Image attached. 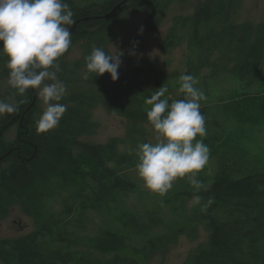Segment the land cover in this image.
Wrapping results in <instances>:
<instances>
[{"label":"trees","instance_id":"obj_1","mask_svg":"<svg viewBox=\"0 0 264 264\" xmlns=\"http://www.w3.org/2000/svg\"><path fill=\"white\" fill-rule=\"evenodd\" d=\"M121 1L66 0L72 6L75 23L70 26L71 29L74 26L71 47L58 60L57 76L71 90L60 101L67 105V110L55 129L36 133L38 97L35 90L29 89L20 97L10 89L1 99L18 104V109L14 114L0 117V207L5 200L29 211L44 198V192L37 189L40 183L57 179L60 187L68 188L71 181L84 178L86 173L87 178L79 182L88 188L80 192V196L98 194L97 199L101 200L114 191L135 189L136 183L130 177L137 163L135 153L121 152L118 137L101 144L80 140V137L89 131L90 110L99 103L129 120L147 119L145 99L156 91L152 88L159 86L161 79H145L139 66L134 70L118 68L119 77L115 81L107 72L99 76L93 74L85 80L82 78L84 57L93 47L109 53L107 45L114 38V21L122 14L147 8V23L155 27L174 0H126L113 10ZM232 3L233 0H205L197 3L193 16L175 17L177 23L188 20L194 23L183 74L195 76L199 81L197 87L207 97L201 102V112L208 130L212 131L206 141L217 148L210 154L216 153L219 157L218 170L207 190L201 191L206 202L209 198L213 201L203 211L209 230L208 241L189 256L185 264H264V169H251L245 175L234 176L241 173L240 165L230 164L229 148L240 146L245 133L232 131L228 125L219 123L218 118V111H227L241 115L237 121L245 123L249 130L253 126H264V74H260L264 65V23L230 22ZM182 36L171 27L161 48L166 51L179 44ZM75 45H79L82 59L66 62L64 58ZM5 60L6 57L0 59V65ZM215 60L218 64L212 72L202 73ZM224 71L235 74L238 79L228 85L230 87L221 83L222 93L211 101L213 80L209 77L219 76ZM0 77L7 78L4 65ZM170 98L182 99L183 94L178 92ZM133 127L132 123L128 124V131ZM12 128L16 133L10 139L7 132ZM225 147L226 151L221 149ZM73 199L76 200L75 195ZM88 204L90 202L85 200L79 203L73 221L83 222L82 208ZM217 211L220 214L215 215ZM38 225V229L27 236L0 242V264H140L118 250L105 251L100 256L79 251L74 241L62 234L61 227L52 228L43 221ZM121 225L136 231L142 227L133 212L124 215ZM156 239L166 240L161 235Z\"/></svg>","mask_w":264,"mask_h":264},{"label":"rangeland","instance_id":"obj_2","mask_svg":"<svg viewBox=\"0 0 264 264\" xmlns=\"http://www.w3.org/2000/svg\"><path fill=\"white\" fill-rule=\"evenodd\" d=\"M202 1L205 0L172 1L166 16L155 27H150L147 23L149 14L147 8L137 13H124L119 16L114 21L112 29L114 38L107 45L109 53L116 50L121 53L119 68L134 70L141 66L140 71L145 79L148 77L161 79V84L154 86L153 90H158L163 84L168 88L167 97L178 93L179 77L187 68V58L191 49L188 40L194 23L190 20L186 23L184 21L177 23L175 17L193 16L197 3ZM229 21L246 22L251 25L264 23V0H233ZM173 26L177 33L183 35L182 40L164 51L161 45ZM196 58L200 59L199 56ZM80 59L82 52L79 45H75L64 58L66 62ZM217 64L215 60L209 69H204L202 73H211ZM3 65H0V69ZM260 74H264V65L260 69ZM209 78L213 80L211 101L222 93L219 87L221 83L228 86L238 79L235 74L228 71ZM6 80L7 78L0 77V100L7 90L11 89ZM66 87L67 91L71 90L70 86ZM37 106L36 118L43 111L39 98ZM239 117L241 115L218 111L219 123L228 125L232 131L245 133L240 146L229 148L232 155L230 164L240 165L241 173L234 175L235 177L245 175L251 169H264V126H253L252 130H249L245 123L237 121ZM89 123L91 125L89 131L82 135L80 140L101 144L118 137L121 140L118 149L128 153H135L137 145L141 143H155V134L147 119L129 120L119 112L110 111L102 103L90 110ZM130 123L134 127L128 131ZM205 127L207 135L202 139L210 150L209 162L196 178L207 187L218 170L219 157L216 153L210 154L217 148L206 141V137L212 131L208 130L206 122ZM15 133L14 128L8 130V138L11 139ZM197 139L201 137L198 136ZM221 149L226 151L228 148ZM73 151L75 152L76 148H73ZM130 177L136 183L134 190L114 191L106 194L101 200L97 199L100 197L98 194L80 196V192H84L88 187L84 188V183L79 180L86 179L87 173L84 178H75L71 181L68 188L60 187L57 179L40 183L37 189L44 192V198L29 211L15 202L7 203L4 200L0 207V242L27 236L38 229V222L43 221L52 228L61 227L62 234H67L74 241V247L82 252L100 256L105 251L118 250L121 254L135 258L140 264H185L186 259L207 243L209 237L203 216L205 210L202 211L199 205L191 204L194 191L188 179L178 178L171 190L160 195L143 187L135 168L131 169ZM198 194L202 197V203H206L201 191ZM74 195L76 200L73 199ZM82 200L90 204L83 206V222L79 223L72 218L75 217ZM132 212L142 223L140 231L127 230L121 225L124 215ZM64 214L67 215L63 217ZM218 214H220L218 211L215 212V215ZM160 235L166 240L156 239Z\"/></svg>","mask_w":264,"mask_h":264},{"label":"clouds","instance_id":"obj_3","mask_svg":"<svg viewBox=\"0 0 264 264\" xmlns=\"http://www.w3.org/2000/svg\"><path fill=\"white\" fill-rule=\"evenodd\" d=\"M74 23L66 0H0V57H6V83L20 97L29 89L36 91L43 105L35 120L37 134L55 129L67 110V105L60 103L67 87L57 72L59 58L71 47L70 26ZM120 56L117 50L108 53L93 47L84 57L82 78L107 72L112 81L117 80ZM198 83L192 74H182L178 88L182 99L167 97L168 88L163 84L145 99L155 143L137 145L135 172L145 189L160 195L171 190L178 178L186 177L194 191L191 204L203 211L213 201L209 198L202 203L198 194L207 190L196 177L208 164L210 152L202 139L207 132L201 102L207 97ZM17 109L18 104L0 100V117Z\"/></svg>","mask_w":264,"mask_h":264},{"label":"water","instance_id":"obj_4","mask_svg":"<svg viewBox=\"0 0 264 264\" xmlns=\"http://www.w3.org/2000/svg\"><path fill=\"white\" fill-rule=\"evenodd\" d=\"M125 1H126V0H122L121 2H119V3L113 8V10L116 9V7H118L120 4H122V3L125 2ZM113 10H112V11H113ZM73 27H74V26H73ZM73 27H72V29H73ZM72 29H70V31H71Z\"/></svg>","mask_w":264,"mask_h":264},{"label":"flooded vegetation","instance_id":"obj_5","mask_svg":"<svg viewBox=\"0 0 264 264\" xmlns=\"http://www.w3.org/2000/svg\"><path fill=\"white\" fill-rule=\"evenodd\" d=\"M81 6V5H80ZM71 9H72V6L70 5Z\"/></svg>","mask_w":264,"mask_h":264}]
</instances>
